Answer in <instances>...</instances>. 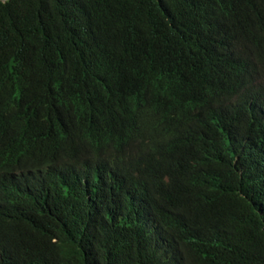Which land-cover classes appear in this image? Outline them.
Listing matches in <instances>:
<instances>
[{
    "label": "trees",
    "instance_id": "trees-1",
    "mask_svg": "<svg viewBox=\"0 0 264 264\" xmlns=\"http://www.w3.org/2000/svg\"><path fill=\"white\" fill-rule=\"evenodd\" d=\"M0 264H264V0H0Z\"/></svg>",
    "mask_w": 264,
    "mask_h": 264
}]
</instances>
